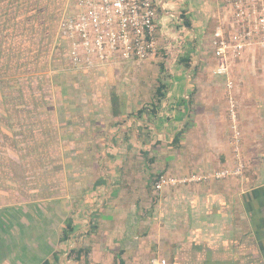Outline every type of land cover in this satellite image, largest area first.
I'll return each instance as SVG.
<instances>
[{
    "label": "crops",
    "instance_id": "obj_1",
    "mask_svg": "<svg viewBox=\"0 0 264 264\" xmlns=\"http://www.w3.org/2000/svg\"><path fill=\"white\" fill-rule=\"evenodd\" d=\"M154 1L158 42L170 36L163 46L168 50L177 45L180 31L188 36L186 56H200L194 57L188 71L199 68L207 73L196 81L203 92H194L189 75L179 76L171 82L175 84L171 91L154 93L158 106L151 104L146 110L140 107L129 115L133 125L125 121L114 131L90 129L109 146L118 138L122 145L130 146L133 141L129 135L136 128L135 136L141 141L138 148L155 149L140 167L139 196H146L140 200L143 204L124 201L82 208L81 215L88 216L85 227L89 234H83V230L78 231V236L75 228V237L67 241L60 238L64 221L53 230V223L47 219L31 221L38 223L36 227L18 219L14 221L13 235L0 230V264H149L151 257L164 258L166 264H264V49L249 48L241 57L229 61L237 84L236 113L244 175L192 181L166 187L162 192L151 190L150 181L156 173H207L235 162L223 97L226 77L212 76L209 71L220 62L213 57L209 41L223 16L222 0ZM6 4L24 7L18 17H0V25H5L1 29L11 24L10 27H22L25 34L41 30L45 35H58L66 0H13V4L0 0V11ZM182 11L190 26L183 24ZM58 40L63 44L59 37ZM180 61L188 62V57ZM147 134L152 139L148 145ZM103 163L107 164V160ZM122 169L129 182V167L124 169L121 163L113 173L102 169L106 173H99L93 182L99 194L117 192L120 184L116 170L119 173ZM130 188L137 190L135 185ZM123 190L130 189L125 186ZM71 248L82 249L78 261L68 257Z\"/></svg>",
    "mask_w": 264,
    "mask_h": 264
},
{
    "label": "rangeland",
    "instance_id": "obj_2",
    "mask_svg": "<svg viewBox=\"0 0 264 264\" xmlns=\"http://www.w3.org/2000/svg\"><path fill=\"white\" fill-rule=\"evenodd\" d=\"M8 1L13 4V0ZM3 7L0 17H18L24 5ZM10 25L7 29L0 25V230L13 235L14 221L18 219L30 221L28 225L35 227L38 223L31 221L47 219L54 224L52 229L61 227L62 221H73L77 233L84 230L83 234H89L85 227L88 216L81 215L82 208L124 201L143 204L140 200L146 196H139L140 167L155 151L151 147L138 148L141 141L135 136L136 128L129 135L133 141L130 146L122 145L119 138L109 146L97 139L98 132L90 129L114 131L125 121L133 125L129 115L157 103L154 93L160 82L165 85L161 91L168 92L175 86L171 83L175 78L189 75L194 92H203L196 81L207 73L199 68L188 71L194 57L200 56H186L188 36L183 31L179 32L177 45L168 50H163V46L170 36L160 38L155 56L142 63L73 70L59 51L57 35H45L41 30L25 34L22 27ZM182 57H188V62L180 61ZM229 79L233 86L227 88L223 84V97L229 120L228 139L232 143L229 95L233 96L236 110L237 84L231 70ZM240 139L239 133V143ZM147 140L146 145L151 144L149 134ZM105 160L107 164L103 163ZM119 163L124 169L129 167L126 172L130 181L124 179L123 169L119 173L116 170L120 184L117 192H121L99 194L93 185L95 178L106 173L103 168L113 173ZM244 172L245 163L243 175ZM154 179L150 181L151 190ZM133 185L137 187L135 192L130 188ZM125 186L130 190H123Z\"/></svg>",
    "mask_w": 264,
    "mask_h": 264
},
{
    "label": "built area",
    "instance_id": "obj_3",
    "mask_svg": "<svg viewBox=\"0 0 264 264\" xmlns=\"http://www.w3.org/2000/svg\"><path fill=\"white\" fill-rule=\"evenodd\" d=\"M221 7V22L209 41L213 57L220 60L212 73L225 76V86L231 88L229 61L241 57L249 48L264 49V0H222ZM156 16L154 0H66L57 35L63 41V57L71 68L80 70L139 64L158 51ZM229 114L234 132V164L207 173L158 174L153 182L156 191L202 179L242 175L244 161L239 152L232 95ZM149 264H166V260L151 257Z\"/></svg>",
    "mask_w": 264,
    "mask_h": 264
},
{
    "label": "trees",
    "instance_id": "obj_4",
    "mask_svg": "<svg viewBox=\"0 0 264 264\" xmlns=\"http://www.w3.org/2000/svg\"><path fill=\"white\" fill-rule=\"evenodd\" d=\"M180 16H181L182 22H183V24L185 26H190L191 25L189 19H187L185 17V12L182 11L181 14H180ZM58 47H59V51L62 53L61 47L60 46H58ZM163 86H164V84H162V83L159 84L158 87L156 88V91L160 92L161 91V88ZM72 235H73V237H75L74 223H73V221H67L65 223V225L63 226V229L61 230V236H60V238L62 240L67 241L68 239H70L72 237ZM81 250H82L81 248H79V249L78 248H71L69 250L68 257L69 258H73L74 260L78 261L80 259V256H81L80 255ZM54 256H56V255H54ZM43 264H48V262L47 261H44Z\"/></svg>",
    "mask_w": 264,
    "mask_h": 264
}]
</instances>
